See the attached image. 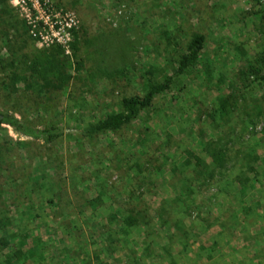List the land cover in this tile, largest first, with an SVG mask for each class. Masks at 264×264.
<instances>
[{
    "label": "rangeland",
    "instance_id": "1",
    "mask_svg": "<svg viewBox=\"0 0 264 264\" xmlns=\"http://www.w3.org/2000/svg\"><path fill=\"white\" fill-rule=\"evenodd\" d=\"M78 23L39 44L0 1V264H264V0H50ZM197 57L134 118L121 99Z\"/></svg>",
    "mask_w": 264,
    "mask_h": 264
},
{
    "label": "trees",
    "instance_id": "2",
    "mask_svg": "<svg viewBox=\"0 0 264 264\" xmlns=\"http://www.w3.org/2000/svg\"><path fill=\"white\" fill-rule=\"evenodd\" d=\"M202 39L203 37L201 34H192L185 47V53L178 59L171 75L164 77L161 82L148 84L142 95H131L122 98L120 102L121 110L105 115L103 119L92 126L89 132L96 133L114 130L134 118L142 108L150 104L154 95L168 88L173 76L182 73L187 67L194 63L200 50ZM258 78L263 79L264 73ZM2 125L9 127L14 133L20 136L41 140L45 143L61 134V129L58 126L33 127L24 123L20 118L0 110V129Z\"/></svg>",
    "mask_w": 264,
    "mask_h": 264
},
{
    "label": "built area",
    "instance_id": "3",
    "mask_svg": "<svg viewBox=\"0 0 264 264\" xmlns=\"http://www.w3.org/2000/svg\"><path fill=\"white\" fill-rule=\"evenodd\" d=\"M23 9L30 32L39 44L55 43L66 47L78 20L73 10L56 7L50 0H15Z\"/></svg>",
    "mask_w": 264,
    "mask_h": 264
}]
</instances>
